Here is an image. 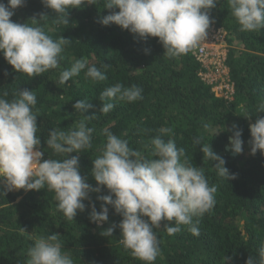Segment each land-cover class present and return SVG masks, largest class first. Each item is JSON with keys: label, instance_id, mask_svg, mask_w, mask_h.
Listing matches in <instances>:
<instances>
[{"label": "trees", "instance_id": "trees-1", "mask_svg": "<svg viewBox=\"0 0 264 264\" xmlns=\"http://www.w3.org/2000/svg\"><path fill=\"white\" fill-rule=\"evenodd\" d=\"M81 0L76 8H69L68 24L56 22L55 13L43 0H26L14 10L12 21L31 24L38 21L47 35L69 39L62 52L60 67L40 76L29 77L16 72L0 53V96L8 93L11 100L19 90L35 92L37 103L33 109L37 117V136L44 159H63L47 148L46 140L54 128L71 130L82 118L73 105L84 100L90 107L83 113L91 117L88 126L95 132L92 147L78 153L80 174L93 187L92 163L106 143L105 128L129 142L152 159L146 145L162 127H171L178 148H183L187 162L203 167L210 185L217 186L216 203L210 213L199 219V236L181 226V231L169 235L164 229L167 221L154 231L159 239L160 255L153 264H246L250 256L259 264V249L264 246V153L251 154L249 126L264 118L256 107L264 99V28L258 31L240 30L227 0L210 10V26L223 28L228 35L229 53L226 59L228 77L233 86L230 98L219 97L213 84L200 75L203 68L193 50L178 58H168L158 38L141 39L117 25L102 26L98 21L108 15L105 0ZM8 4V0H0ZM118 11V9L116 10ZM44 16V17H42ZM42 17V18H41ZM85 59L88 66L100 68L107 79L93 82L84 71L65 84L59 83L60 72L77 59ZM86 71V70H85ZM121 83L142 89V100L133 103L109 101L115 104L107 114L99 111L100 93L107 87ZM243 115H248L247 117ZM204 124L210 125L205 131ZM233 125L242 131L243 152L231 156L226 151ZM147 130V131H145ZM202 135L203 144H210L214 153L225 159V167L234 180L219 177L215 162L204 159L202 145H194V138ZM247 152V156L244 153ZM0 264H27V250L36 239L59 235L62 252L71 256L74 264H144L120 242L118 225L122 216L109 208V219L102 225L90 222V203L101 208L98 195H108L106 189L90 193L85 211L77 212L73 220L57 209L55 193L45 186L40 191L13 189L8 192L0 181ZM116 225L111 236L101 232Z\"/></svg>", "mask_w": 264, "mask_h": 264}, {"label": "clouds", "instance_id": "clouds-1", "mask_svg": "<svg viewBox=\"0 0 264 264\" xmlns=\"http://www.w3.org/2000/svg\"><path fill=\"white\" fill-rule=\"evenodd\" d=\"M25 2L0 3V53L16 72L35 77L60 67L61 54L69 39L60 36L53 40L38 26L39 20L35 18L30 20L31 24L13 22L14 10ZM43 3L55 13L57 23L68 24V9L76 8L81 0H43ZM217 3L219 0H105L104 9L110 11L98 22L102 26L117 25L141 39L158 38L165 55L178 58L205 40L213 22L209 13ZM227 3L241 31L264 28V0H227ZM108 67L106 64L100 68L88 66L85 59H77L70 68L60 72L59 83L65 84L82 71L93 82H103L107 77L101 69ZM7 96V92L0 96V181L4 182L6 191H40L46 186L55 193L58 211L73 220L78 211H85L84 201L89 200L90 193L106 189L108 195L97 196L101 202L99 211L94 203L89 204L90 222L98 226L106 223L108 206H111L122 216L118 225L120 242L144 264H153L160 255L154 229L160 228L162 221L168 222L164 229L169 235L180 232L181 226H188L191 234L199 236V219L194 221V217L202 218L212 211L217 186L209 184L203 167L187 162L185 150L178 148L175 140L164 139L174 134L171 127L160 128L146 145L152 159L145 158L140 150L129 147L128 140L105 128L102 135L106 143L101 154L91 161V175L96 182L93 187L80 174L79 156L69 158L71 153L79 154L92 147L95 129L87 123L92 116H83L90 105L77 100L73 107L81 113L79 122L69 131L54 128L48 134L47 148L64 158L44 159L37 136L38 116L33 111L37 103L35 92L24 89L11 100L6 99ZM99 99L103 102L99 111L107 114L115 107L109 101L133 103L142 100V89L135 84L126 87L116 83L102 91ZM256 112H264V99L257 105ZM203 128L207 131L210 125L204 124ZM249 131L251 154L264 153V118L251 124ZM241 137L242 131L233 125L229 142L233 154L243 152ZM202 140V135L194 138V145H202L204 159L215 162L217 175L227 180L236 179V174H230L225 167V159ZM115 227H109L101 235L111 236ZM58 237L52 234L36 239L27 250V264H74L72 257L62 252ZM259 257V264H264V246L259 249ZM246 264H257V261L250 256Z\"/></svg>", "mask_w": 264, "mask_h": 264}, {"label": "built area", "instance_id": "built-area-1", "mask_svg": "<svg viewBox=\"0 0 264 264\" xmlns=\"http://www.w3.org/2000/svg\"><path fill=\"white\" fill-rule=\"evenodd\" d=\"M228 35L223 28L210 26L204 41L193 50L203 71L200 75L210 84L219 97L230 98L233 86L228 77L226 59L229 53Z\"/></svg>", "mask_w": 264, "mask_h": 264}, {"label": "water", "instance_id": "water-1", "mask_svg": "<svg viewBox=\"0 0 264 264\" xmlns=\"http://www.w3.org/2000/svg\"><path fill=\"white\" fill-rule=\"evenodd\" d=\"M230 138H231V137H229V139H228L229 142H230ZM229 149H230V145L225 146V150H226V151H230ZM230 155H231V156H237L236 154H233L232 152H230Z\"/></svg>", "mask_w": 264, "mask_h": 264}, {"label": "rangeland", "instance_id": "rangeland-1", "mask_svg": "<svg viewBox=\"0 0 264 264\" xmlns=\"http://www.w3.org/2000/svg\"><path fill=\"white\" fill-rule=\"evenodd\" d=\"M244 155L247 156L248 155L247 152H245Z\"/></svg>", "mask_w": 264, "mask_h": 264}]
</instances>
